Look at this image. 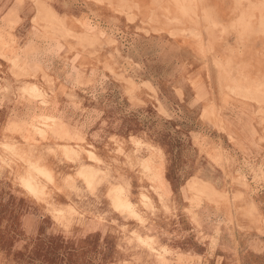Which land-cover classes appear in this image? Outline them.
<instances>
[{
  "label": "rangeland",
  "instance_id": "rangeland-1",
  "mask_svg": "<svg viewBox=\"0 0 264 264\" xmlns=\"http://www.w3.org/2000/svg\"><path fill=\"white\" fill-rule=\"evenodd\" d=\"M0 264H264V0H0Z\"/></svg>",
  "mask_w": 264,
  "mask_h": 264
},
{
  "label": "bare ground",
  "instance_id": "bare-ground-1",
  "mask_svg": "<svg viewBox=\"0 0 264 264\" xmlns=\"http://www.w3.org/2000/svg\"><path fill=\"white\" fill-rule=\"evenodd\" d=\"M49 27V26H48ZM263 27V26H262ZM29 88H31V92L33 93L32 95L34 96H40L41 95V93H40V89L37 87V86H35V85H33V86H31V87H29ZM30 91V90H29ZM28 91V92H29ZM67 146V145H66ZM65 151H66V149H64ZM84 150V149H83ZM68 151L70 152V153H72L74 156H78L79 157V155H81L82 153H78V151L77 150H75L74 148H72L71 146H68ZM84 152V151H83ZM87 154L89 155V158L90 159H92L93 161H95V162H100L95 156L96 155H94V152L92 151V150H87ZM70 155V154H69ZM83 155V154H82ZM84 156V155H83ZM21 157V156H20ZM71 157V156H70ZM27 162H29V161H27ZM29 164V163H28ZM98 164V163H97ZM84 166V165H83ZM87 166V165H86ZM30 167H31V165H30ZM82 168V167H81ZM80 168V169H81ZM94 168V167H93ZM45 169V168H44ZM43 169V170H44ZM102 169H103V167L101 168L100 166L96 169V168H94V169H90L89 171H87L86 172V175H88L90 178H93L94 176H96L97 174H99V172H101L102 171ZM39 170H41L40 168H39ZM46 170V169H45ZM85 170V169H84ZM107 170V169H106ZM109 170V169H108ZM83 171V170H82ZM42 172V173H41ZM47 172V171H46ZM104 172V171H103ZM107 172V171H106ZM32 173V172H31ZM40 173L41 174H43L47 179H48V181H50L51 182V185H52V182H54L53 181V177L52 176H50L49 174H47V173H45V172H43V171H40ZM40 173H38V175L40 174ZM78 173V172H77ZM79 173H80V171H79ZM79 173H78V176H79ZM82 173H84V172H82ZM102 173V172H101ZM107 175H108V173H107ZM122 175V174H121ZM26 176V175H25ZM42 176V175H41ZM43 177V176H42ZM45 177H44V179H45ZM87 177V176H86ZM27 178V177H26ZM40 181V180H39ZM38 181V182H39ZM23 184H24V187L32 194V195H34V196H38V197H40V196H45L46 195V190H45V186H40V185H38V184H36L35 182H33L31 179H26L24 182H23ZM94 186V185H93ZM92 186V187H93ZM120 187V186H119ZM101 188V187H100ZM123 188V187H122ZM126 188V187H125ZM124 188V189H125ZM103 189V188H102ZM121 189V188H120ZM91 190H93V189H91ZM95 190V189H94ZM117 190V189H116ZM119 190V189H118ZM119 192V191H118ZM123 192H124V190H123ZM128 192H130V191H128ZM125 193V192H124ZM50 196V195H49ZM37 197V198H38ZM150 198L147 196V195H143V202H144V204L146 205V206H150V205H152L151 203H150ZM39 201V200H38ZM112 201V200H111ZM42 202V201H41ZM112 202H114L113 204H115L116 205V207L118 208V209H120L121 211H123V212H127V213H131V214H133L134 216H135V218L136 219H138V221L141 223L142 222V218H141V214L138 212V211H136L135 209H134V206H133V204H132V202L130 201V199L128 198V196H126V194H119L118 196H116L115 197V200L114 201H112ZM142 202V203H143ZM141 203V204H142ZM55 206V205H54ZM153 206V205H152ZM47 208H48V206H47ZM67 208V207H66ZM70 208V207H69ZM59 209V208H58ZM72 209V208H71ZM73 210V209H72ZM63 211V210H62ZM66 212V211H65ZM70 212H72V211H70ZM122 212V213H123ZM121 213V212H120ZM54 214V213H53ZM125 214V213H124ZM65 215V214H64ZM63 215V216H64ZM60 216V215H59ZM128 216V215H127ZM68 217V216H67ZM61 218V217H60ZM65 218V217H64ZM69 218V217H68ZM71 221H72V218H71ZM59 222H60V219H59ZM69 225V224H68ZM134 235V234H133ZM137 238H138V240H140V242H142V243H144V245H147V246H149L150 248H151V250L152 251H156L157 249L156 248H154L152 245H151V241H150V239H149V237L147 236V235H142V233L141 234H138L137 235ZM134 240V239H133ZM141 244V243H140ZM161 248V247H160ZM165 252V251H164ZM166 253V252H165Z\"/></svg>",
  "mask_w": 264,
  "mask_h": 264
}]
</instances>
